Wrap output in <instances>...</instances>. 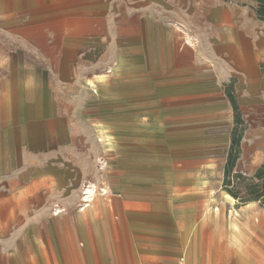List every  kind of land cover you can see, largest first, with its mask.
I'll return each instance as SVG.
<instances>
[{
	"label": "crops",
	"instance_id": "crops-1",
	"mask_svg": "<svg viewBox=\"0 0 264 264\" xmlns=\"http://www.w3.org/2000/svg\"><path fill=\"white\" fill-rule=\"evenodd\" d=\"M25 1L5 0L2 4L70 6L74 15L51 18L70 22L69 28L45 33L38 61L31 69L20 61L16 68L10 56V124L2 135L9 139L16 135L18 147L40 157L47 151L73 146L62 140L64 130L60 125L64 121L51 105L50 87L53 83L90 84L98 77L106 78L104 81H112L108 95L118 100L121 109L120 133L150 130L148 133L166 139L172 135L174 140L170 158L164 159L168 163L140 154L151 146V140L134 137L121 144L125 151H133L128 159L125 153L124 159L133 179L147 181L152 192L157 190L163 196L150 215L134 214L128 219L133 254L145 255L151 264H158L157 259L163 255L167 258H161V262H174L179 256L185 264H264V205L250 202L241 206L246 217L232 223L228 249L222 248L221 241L214 253L203 254L198 249L199 229L192 230L189 222L179 228L170 216V180L159 171L162 166L176 164L182 168L173 170L174 178L188 174L191 158L200 160L206 155L207 133L221 134L228 126L225 117L233 121L228 132L230 150L237 123L235 109L264 103V16L257 11L255 0ZM32 82L42 87L36 100L43 103L33 118L15 108L22 87ZM224 103L227 110L231 107V115L224 113ZM107 138L111 137H104L105 146L114 148ZM61 163L65 168L75 167L73 163ZM70 171L78 175L77 168ZM27 177L29 180L30 175ZM37 180L43 182L46 177L40 173ZM98 189L105 193L98 194L84 211L104 199L107 189ZM34 197L45 199L46 190L29 185L21 191H10V205L0 206V229L5 231L0 235V264L111 263L115 223L110 209L100 205L98 212L90 209L82 214L78 205V213L71 211L48 219L47 214L53 210L58 215L63 207H32L30 199ZM14 198L27 200L22 206H14ZM11 229L16 231L12 237ZM19 238L26 245V256L19 252ZM80 239L87 243L85 248L79 247Z\"/></svg>",
	"mask_w": 264,
	"mask_h": 264
},
{
	"label": "rangeland",
	"instance_id": "rangeland-1",
	"mask_svg": "<svg viewBox=\"0 0 264 264\" xmlns=\"http://www.w3.org/2000/svg\"><path fill=\"white\" fill-rule=\"evenodd\" d=\"M2 1L5 0H0V206L10 205V191H21L30 185L32 189L46 190L47 195L45 199L31 198L32 207L46 206L50 210L55 204L63 207L58 215H54L52 210L47 214L48 219L71 211L78 213L79 194L83 183L89 180L107 189L104 199L101 202L96 201L82 214H87L90 209L98 212L96 208L100 205L110 209L111 220L115 223L111 230L110 264H151L150 258L145 255H134L130 249L127 223L134 214L150 215L163 196L157 194V190L152 192L147 181L133 179L124 161L125 153H128V159V155L133 151H125L121 144L134 140V137L140 138L141 141L151 140V146L139 151L140 154L152 156L158 163H168L169 161L164 162V159L170 158L169 153L174 141L172 135H169L171 139H166L160 134L148 133L150 130L139 131L137 134L120 133L118 123L121 109L118 100L108 95L112 90V81H104L106 78L99 77L94 86L90 85L89 81H83L77 85L53 83L50 87L53 90L51 105L64 121L60 125L64 130L61 135L62 140L64 143H72L73 146L47 151L45 157H40L33 153L28 154L26 150L18 147L16 135L10 139L2 135L10 124L8 120L10 56L14 57L16 68L19 63L17 61H20L28 66L27 70L31 69L38 61V49L45 33L52 34L55 30L69 28L70 22L54 21L51 18L54 19L55 15L65 18L74 15L70 6L31 4L6 6ZM8 1L12 2V0ZM37 1L39 0L25 2ZM255 6L264 16V2L255 0ZM22 89L25 92L19 94L15 108L17 107L21 114L33 118L39 111L38 106L43 104L36 100L42 87L32 82ZM230 89L234 92L232 87ZM222 106L224 113L231 115V107L227 110L226 103ZM236 113L239 116V123H236L235 129H237L236 138L239 140L236 146L238 158L233 173L252 176L264 162V103L241 105L237 110L235 109ZM232 123L231 118L225 117L224 124L228 126L223 127V133H207L206 155L201 156L200 160L191 158L188 163V174L174 178L173 170L182 168L176 164L162 166L159 170L170 180L168 190L170 216L179 228L183 227L184 222H189L192 230L196 227L199 229L201 240L198 249L203 254L214 253L216 247L220 248L218 244L221 241L224 242L222 248L228 249L226 242L233 227L232 223L243 221L246 217L240 211V207L245 204L237 199L234 204L227 200L225 194L228 192L223 186L230 153L228 132ZM101 132H104V135H101ZM105 136L115 140L114 148L105 146ZM243 136L245 138L242 141ZM193 139L194 135H191V140ZM101 159L106 160L103 169L100 165ZM63 161L73 163L75 167L65 168L61 163ZM71 168H77L78 175L71 172ZM40 173L45 175L46 181L37 180ZM27 174L30 175L29 180L26 179ZM26 200L14 198L11 205L22 206ZM257 205L263 206L259 201ZM15 232L14 229L10 230L11 237ZM35 232L38 233V229ZM4 233L5 231L0 229V235ZM17 242H20L19 252L26 256L25 243H22L20 238ZM86 244L84 240H79L80 248H85ZM161 258L167 257L163 255L156 263L177 264L180 259L178 256L174 262H161Z\"/></svg>",
	"mask_w": 264,
	"mask_h": 264
},
{
	"label": "trees",
	"instance_id": "trees-1",
	"mask_svg": "<svg viewBox=\"0 0 264 264\" xmlns=\"http://www.w3.org/2000/svg\"><path fill=\"white\" fill-rule=\"evenodd\" d=\"M236 122L239 123V116L237 113ZM236 134L237 129H235L233 133L232 146L225 168L224 189L243 204L259 201L264 205V162L252 176H246L242 173H233L238 158V156H236V146L239 139L236 138Z\"/></svg>",
	"mask_w": 264,
	"mask_h": 264
},
{
	"label": "bare ground",
	"instance_id": "bare-ground-1",
	"mask_svg": "<svg viewBox=\"0 0 264 264\" xmlns=\"http://www.w3.org/2000/svg\"><path fill=\"white\" fill-rule=\"evenodd\" d=\"M90 84L92 86L95 85L94 82H90ZM105 140V139H104ZM105 142V141H104ZM106 142L110 145V146H115L113 140L111 138H107ZM106 163V160L104 161L103 159H101V167L103 169L104 164ZM86 192L83 193L82 189H81V203H83L81 206H83V208H87L89 207L94 200L96 199V197L98 196L99 193H105V190L101 189L98 190V186L96 184H94L93 182L90 181V186L89 188H85ZM86 194V195H84ZM225 198L229 201H231V203L234 204L235 198H233L230 194H225ZM250 203V202H249ZM251 204V203H250ZM211 209V208H210ZM236 213L238 214V212L236 211ZM239 244V243H238Z\"/></svg>",
	"mask_w": 264,
	"mask_h": 264
},
{
	"label": "built area",
	"instance_id": "built-area-1",
	"mask_svg": "<svg viewBox=\"0 0 264 264\" xmlns=\"http://www.w3.org/2000/svg\"><path fill=\"white\" fill-rule=\"evenodd\" d=\"M100 164H101V161H100ZM104 165H105V164H104ZM89 186H90V181H89V180L85 181V182L83 183V185H82V192L85 193V192H86L85 188L88 189ZM84 195H86V194H84ZM82 204H83V203H79V205H80V209H81L82 211H84L83 206H81ZM178 264H185V263H184V261L180 258V259L178 260Z\"/></svg>",
	"mask_w": 264,
	"mask_h": 264
}]
</instances>
